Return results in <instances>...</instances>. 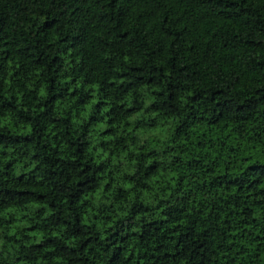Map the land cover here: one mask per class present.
I'll return each instance as SVG.
<instances>
[{
	"label": "trees",
	"instance_id": "16d2710c",
	"mask_svg": "<svg viewBox=\"0 0 264 264\" xmlns=\"http://www.w3.org/2000/svg\"><path fill=\"white\" fill-rule=\"evenodd\" d=\"M0 264H264V0H0Z\"/></svg>",
	"mask_w": 264,
	"mask_h": 264
},
{
	"label": "clouds",
	"instance_id": "9594fccd",
	"mask_svg": "<svg viewBox=\"0 0 264 264\" xmlns=\"http://www.w3.org/2000/svg\"><path fill=\"white\" fill-rule=\"evenodd\" d=\"M128 187H131V185H129Z\"/></svg>",
	"mask_w": 264,
	"mask_h": 264
}]
</instances>
